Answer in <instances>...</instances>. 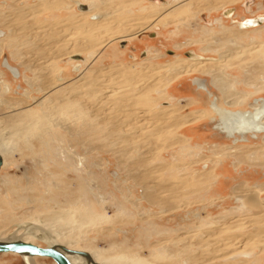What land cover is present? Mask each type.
I'll list each match as a JSON object with an SVG mask.
<instances>
[{"label":"rangeland","instance_id":"374dc122","mask_svg":"<svg viewBox=\"0 0 264 264\" xmlns=\"http://www.w3.org/2000/svg\"><path fill=\"white\" fill-rule=\"evenodd\" d=\"M76 1L0 0V237L24 236L32 226L59 229L61 242L107 264H264V220L237 196L259 191L264 199V134L233 143L209 94L228 109H248L264 96V26L233 34L244 17L264 15V0H200L196 15L171 12L166 24L150 16L157 0H103V42L91 49L77 26L100 13L75 17ZM20 6L30 14L15 17ZM227 8L235 11L229 20L221 18ZM216 18L223 27L209 23ZM90 50L88 63L71 57ZM189 51L218 59L226 90L199 71L164 87L168 72L156 68L191 59ZM131 74L137 80L128 81ZM119 101L126 107L117 112ZM188 113L197 118L177 122ZM116 118L125 121L121 128ZM133 125L144 129L132 135ZM26 262L0 253V264Z\"/></svg>","mask_w":264,"mask_h":264},{"label":"bare ground","instance_id":"6f19581e","mask_svg":"<svg viewBox=\"0 0 264 264\" xmlns=\"http://www.w3.org/2000/svg\"><path fill=\"white\" fill-rule=\"evenodd\" d=\"M19 0H17L18 2ZM62 0H40L39 3H43V4H46V5H52V4H60ZM81 2H84L86 4H89L90 6V9L87 10L88 12H83V11H78V13H76L77 15L75 17H83V18H86L87 16L91 15V14H96V13H100L99 15V19H93L92 22H88L86 24H78L79 26H77L78 28H80L81 30L85 31L87 33V36L84 38L85 41H87V45H86V48L88 49H91L93 48L94 45L98 44V43H102V36L103 35V32L104 30L106 29V23L104 22L103 23V18H105L108 14H107V10L106 11H103L102 9V3L103 0H100L99 2H97L96 0H85V1H82L80 0ZM213 0H205V4L207 2V4H210V3H213L212 2ZM223 1V0H222ZM232 0H224V3H229L231 2ZM221 2V1H220ZM36 4L34 6H29V8H36V7H39L40 5ZM201 4H203V2H201L200 0H172L169 4L167 5H158V4H153V9L156 10V11H152V9L150 10L151 15H157V17L154 19L155 21H160L162 24H166V21L165 20H162V17H164L166 14L168 13H171V12H174L173 14L174 15H177L180 19H184L185 16H189L190 13L196 15L199 11L202 10L201 8ZM15 5V4H14ZM76 5V4H75ZM221 5V3L219 4V6ZM225 5V4H224ZM218 6V7H219ZM222 6V5H221ZM28 7V6H27ZM61 7V6H60ZM217 7V8H218ZM28 9L26 7H17L14 9V11L12 12L14 14L15 17H23V16H27L30 14L29 11H27ZM145 10V8H144ZM39 11V10H38ZM149 12V13H150ZM36 13V12H35ZM148 13V14H149ZM186 14H189V15H186ZM92 16V15H91ZM94 16V15H93ZM168 16V15H167ZM171 16V15H170ZM148 17V16H147ZM102 18V20H100ZM222 18V17H221ZM221 18H216L214 20V23L216 24H219L220 26L223 27V22L221 21ZM1 19V18H0ZM100 20V21H99ZM169 21V20H168ZM167 21V23H168ZM176 21V20H175ZM157 23V22H156ZM109 26V25H108ZM118 26V25H117ZM156 26V24H155ZM264 26V25H263ZM145 27V26H144ZM262 27V26H261ZM261 27H258V28H254V29H246V30H242V29H237L236 31H233V34L235 35H238L240 36L241 34H244V33H247L249 31H258L260 30ZM120 28V27H119ZM210 27H206L207 31H210L211 29H209ZM108 29V27H107ZM115 29V28H114ZM228 29V28H227ZM233 29V28H231ZM236 29V28H235ZM121 30V29H120ZM226 29L224 28V31ZM110 31V30H109ZM108 31V32H109ZM113 31V30H112ZM140 31H146V30H132V32H134L135 34L140 32ZM111 32V31H110ZM230 32V31H229ZM132 33V34H134ZM216 33H218L216 31ZM226 33V32H225ZM260 33V32H259ZM211 34V33H210ZM258 34V33H257ZM228 35V34H227ZM249 35V34H248ZM237 36V37H238ZM243 36V35H242ZM244 36H247V35H244ZM1 37V36H0ZM37 37V36H36ZM215 37V36H214ZM218 37V36H216ZM236 37V38H237ZM235 38V37H234ZM202 39V38H201ZM238 39V38H237ZM2 40V39H1ZM4 40V39H3ZM95 40V42H94ZM107 40V39H105ZM82 42V38L79 40ZM78 41V42H79ZM209 46V45H208ZM247 46V45H246ZM42 47L41 45L37 46V50H41ZM1 48H0V54L2 53L1 52ZM250 50V49H248ZM261 51V50H260ZM259 51V52H260ZM258 52V53H259ZM235 53V52H233ZM93 51L90 50V53L88 55V57L86 58H83L82 57H78L76 58V53L72 54L71 57L72 59H77L78 63H81V62H84V63H88V59L90 57L93 56ZM203 54L201 53V55L199 56H192V54H190L187 58H191V59H194V60H191V59H183V60H177L175 62H172V63H166V64H163V65H160L159 67H157L156 69H160V68H163L165 69L168 74H166L165 76L163 75L162 77V80H164V87L167 88L169 85H171V83L176 80L178 77L182 76L183 74H186V73H192L194 71H199V72H204V73H207V74H210L213 76V83L216 84L217 86H219L223 91L226 90L225 87H224V84H220V77L218 75V59H201V56ZM204 56V55H203ZM206 57V56H205ZM234 61V60H233ZM231 61V62H233ZM239 61V59H237V62ZM236 62V61H234ZM230 63V62H229ZM8 68H10L14 74L16 76H19V70L11 65H8ZM80 65V64H79ZM77 70L79 72H83V68L80 69V66L79 68H77ZM224 72V71H223ZM149 73V72H148ZM137 75V74H136ZM136 75L135 74H131L129 76H127V80L128 81H131V80H135L136 78ZM160 76V75H159ZM158 77V76H157ZM151 79V78H150ZM155 79V78H154ZM137 80V78H136ZM85 81V80H84ZM88 81H93V84L95 83V79L93 80H88ZM155 81V80H154ZM97 82V80H96ZM157 83V82H156ZM152 83H150L151 85ZM77 85H74V86H71L72 88H75ZM147 86V85H146ZM47 87V86H46ZM256 87V85H255ZM260 87V85H259ZM258 87V88H259ZM7 90L9 89V86L7 85L6 86ZM84 88V87H83ZM95 92L98 90L97 87H93L92 88ZM230 90V89H229ZM142 91V90H141ZM91 93V92H90ZM92 94V93H91ZM137 94V93H135ZM224 94V93H223ZM232 96V95H231ZM240 98V97H239ZM243 98V97H242ZM237 99V98H235ZM234 101V100H233ZM236 101V100H235ZM239 101V100H238ZM144 102V101H143ZM227 103L232 105L233 102L231 101V99H228L227 100ZM236 103V102H235ZM125 105L123 103H121L119 101V103L115 104V107L114 109L117 110V112L119 110L122 111V108L124 107ZM253 106H256L255 104ZM126 107V106H125ZM171 107H169L170 109ZM166 109V108H165ZM171 110V109H170ZM160 112V111H159ZM163 112V111H161ZM174 112V111H173ZM172 113V112H171ZM167 114V113H166ZM218 114L223 122V127L222 129H224L227 133H231L232 132H243V131H260L262 130L264 132V125L262 126L258 120L261 118V116H264V111L263 112H258L257 113V116H254V120L256 122H253V121H249L246 119V116L244 114H241L239 112H233L231 110H228V109H218ZM133 116V115H132ZM229 118H227V117ZM135 117V116H134ZM136 118V117H135ZM162 118V117H161ZM197 117L196 116H192L191 113H188L186 115H183L180 117V120H177V122L179 121V123L181 122H190L194 119H196ZM225 118H227L225 120ZM134 119V118H132ZM164 119V118H163ZM165 121V120H164ZM116 122V124H115ZM114 122L115 124V127L116 128H121L123 125H124V122L125 121H121L120 118H116V121ZM135 122V121H133ZM170 122V121H169ZM132 124V122L130 123ZM172 125V124H170ZM134 128L136 127L135 125H133ZM173 126V125H172ZM171 126V127H172ZM141 128H135L133 129V133L132 135L135 134V136H137V133L140 132ZM144 129V128H143ZM141 129V130H143ZM155 130V129H154ZM147 136H152V134H150V132H145ZM140 134V133H139ZM126 134H123L121 133L120 136L118 137V140L119 139H125L126 137H128V135ZM141 137V136H140ZM147 140H148V137H146ZM127 139V138H126ZM125 139V140H126ZM145 139V138H143ZM146 140V139H145ZM235 150V149H234ZM247 152V151H246ZM123 153V152H122ZM0 157L2 159V166L3 164L5 163V156H3V154L0 153ZM136 164H139L136 162ZM2 166H1V169H2ZM0 169V171H1ZM145 173V172H144ZM143 175V174H142ZM144 178L145 176H139V180L140 181H143L144 182ZM159 187V186H158ZM157 188V187H156ZM160 188V187H159ZM158 188V190H159ZM161 189V188H160ZM235 190H237V187L235 188ZM161 191V190H159ZM262 192V191H261ZM146 196H148L150 198V200H156V202H159V200H157L156 196H155V190H152L150 188H148L146 190ZM237 196L239 199H241L243 201V204L245 207L249 208V209H252V210H255V212H257L256 214H259L261 213V215H257V220L261 221V220H264V199H262L260 197V192L259 191H250L249 193H247L246 195H241L239 193H237ZM162 200V199H161ZM152 202V201H151ZM162 204V203H161ZM241 208V207H239ZM239 210V209H238ZM31 227V226H30ZM18 232V231H17ZM14 234L12 236H6L4 238L0 237V242H16V241H25L27 242V240L30 238V237H38V238H41V239H44V240H47L49 241V246L50 248H53L61 253H63L71 262V264H107L105 262H103V260H100V259H97L95 258L94 254H92L90 251H87V250H78L76 248H73V247H70V246H67L66 244H64L63 242H61L59 240V238L61 237L60 235L62 234V231L59 230V229H54V231H49L48 229H46L45 227H37V226H32L30 229H28L25 233L24 236H22L21 234ZM23 232V231H22ZM260 233V232H259ZM258 233V234H259ZM262 233V232H261ZM23 234V233H22ZM263 234V233H262ZM264 235V234H263ZM32 243V242H31ZM35 244V243H34ZM38 245V244H37ZM12 252V251H11ZM3 253H6V252H3ZM12 253H17V254H20L22 257H26V260L28 262V264H38V262L35 260L36 256H42V255H39V254H35V253H18V252H12ZM43 257H48V256H43ZM55 261V260H54ZM56 262V261H55ZM54 264H57L55 263ZM124 262V261H123ZM129 263V262H128ZM115 264H118L115 262ZM126 264V262H125Z\"/></svg>","mask_w":264,"mask_h":264},{"label":"flooded vegetation","instance_id":"af4514ba","mask_svg":"<svg viewBox=\"0 0 264 264\" xmlns=\"http://www.w3.org/2000/svg\"><path fill=\"white\" fill-rule=\"evenodd\" d=\"M171 1L172 0H157L155 3H157L159 5H167ZM75 3H76V6H77L78 10H80V11H87V10L90 9L89 4H86L84 2H81L80 0H77ZM246 8L249 10L250 6L248 4H246ZM232 10L233 9H229V8L225 9L223 11V14L224 15H223L222 18H226V19L229 20V18L232 17V15L235 14V11H232ZM209 23L214 24V20H212ZM238 24L240 26V28L239 27L238 28L239 29H242V30H246V29L250 30V29H254V28L261 27V26L263 27V25H264V15H255V16H250L248 18L247 17H244L241 20V22H239ZM150 33H152L153 36H154V34H156V33L152 32V31ZM123 42H124V40H123ZM187 54H188V56L190 54H192V56H198V55H196V54H194L193 52H190V51ZM77 64L79 65L80 63H77ZM186 74H188V73H186ZM202 89L204 90L205 87H203ZM209 94L212 97V100H211V103H210V108L212 109L213 112H215L216 114H218V109H228L226 107L221 106L218 103V96L217 95H214V92H210L209 91ZM254 104L256 106H253ZM249 106L250 107L248 109H241L240 108V109H228V110H231V111L236 112V113L239 112L241 114H244L246 116V119L247 120L256 122L254 120V116H257V113L258 112H263L264 111V96H259V97L253 98L252 99V102L249 104ZM227 118H229V117H227ZM227 118H225V120ZM258 122L263 126L264 125V116H261V118L258 120ZM218 127L220 128V130L223 133H225L227 135V137L233 139V143H237L239 141H242V142L250 141V139H258V138H260V136L262 134H264V132L262 130H260V131H257V130H255V131H246L245 130L243 132H232V134L231 133H227L224 129H222L223 122H222L221 118H220V123H219V126ZM27 242H29V241H27ZM47 246H49V245H47ZM6 253H12V252H6ZM12 254H17V253H12ZM26 257L27 256H25L24 258H26ZM38 257H43V256H38ZM26 263L28 264V262H26Z\"/></svg>","mask_w":264,"mask_h":264},{"label":"water","instance_id":"95a60500","mask_svg":"<svg viewBox=\"0 0 264 264\" xmlns=\"http://www.w3.org/2000/svg\"><path fill=\"white\" fill-rule=\"evenodd\" d=\"M2 159L0 157V169ZM18 252V253H35L42 256L51 257L57 264H71L70 260L61 252L48 246H40L31 242L16 241V242H0V253L3 252Z\"/></svg>","mask_w":264,"mask_h":264}]
</instances>
